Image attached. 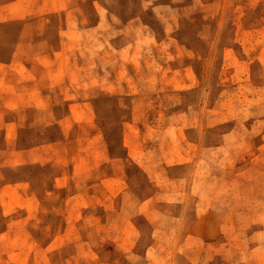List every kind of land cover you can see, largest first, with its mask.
<instances>
[{"label": "rangeland", "instance_id": "rangeland-1", "mask_svg": "<svg viewBox=\"0 0 264 264\" xmlns=\"http://www.w3.org/2000/svg\"><path fill=\"white\" fill-rule=\"evenodd\" d=\"M0 264H264V0H0Z\"/></svg>", "mask_w": 264, "mask_h": 264}]
</instances>
